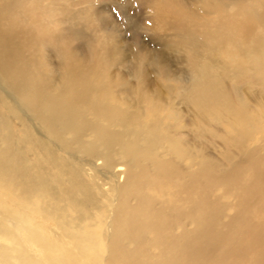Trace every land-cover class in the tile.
I'll use <instances>...</instances> for the list:
<instances>
[{
  "label": "bare ground",
  "instance_id": "obj_1",
  "mask_svg": "<svg viewBox=\"0 0 264 264\" xmlns=\"http://www.w3.org/2000/svg\"><path fill=\"white\" fill-rule=\"evenodd\" d=\"M145 2L151 29L171 31L175 51L193 73L198 66L187 81L196 93L190 102L207 104L212 121L234 124L228 143L237 158L217 163L173 138V124L142 123L98 81L102 55L90 44L85 66L73 48L53 45L55 86L37 53L60 36L50 5L0 0V264H264V0H201L195 23L180 12L184 2ZM228 54L236 65L221 64ZM152 65L168 71L158 58ZM146 74L135 72L140 94L150 87ZM171 81H161L169 92ZM241 84L262 93L255 107ZM251 128L262 138L249 148ZM215 185L234 202L214 196Z\"/></svg>",
  "mask_w": 264,
  "mask_h": 264
},
{
  "label": "rangeland",
  "instance_id": "obj_2",
  "mask_svg": "<svg viewBox=\"0 0 264 264\" xmlns=\"http://www.w3.org/2000/svg\"><path fill=\"white\" fill-rule=\"evenodd\" d=\"M171 1L184 2L186 4V10L180 12L185 14L188 13L190 15L189 21L193 23L196 22V19L198 20L196 17V8L200 5L201 0ZM42 2L43 4L50 5L52 11V13H50L53 15V20L54 17L56 19L53 22L52 31L60 34L58 38L53 37L52 39L49 38L48 40H43V44L39 47L41 50H37L38 55L43 58L45 66L47 67L45 71H47L48 77L53 80L52 83L55 86L59 85L60 56L58 52H56V46L53 47V45L56 43V45L59 44L58 47H66L69 49L73 48V51L76 53L75 57L81 61V65L85 66L89 63V60L87 57L84 59L82 54L88 52L90 44L91 47L102 55H99L101 57H98V61H100L98 62L99 65L102 64L98 68L97 72L99 73L97 79L100 78L98 81L102 79L104 80L105 78L104 82H107V85L112 87L110 88L111 91L108 93L113 96V98H119L121 100L119 103L123 106V108L135 113V115L137 114L142 123L158 119V121L161 120L163 124H173L174 127L176 126L175 128H170V135L173 138H181L185 141V144L191 148L192 152L199 153L200 156H203L204 158H207L209 155V159L217 163H223V160H226V156H229L231 159L237 158V149L232 144L230 145V143H228V135H230V137L235 135V131L233 130L234 124L228 117L225 116V113L223 116L226 118L224 117L219 121H212L207 113L208 108L203 109V107H206L207 104L200 105L197 108L190 102L191 100H189V97L193 98L196 93H192L194 89L192 81L188 83L187 81H189L192 77L191 74H194L195 78L198 76V66H196V72L193 73L187 59H185L181 53L175 51V41L173 45L172 37L168 34V32L171 33V31H165L164 28L160 27V25L157 26L156 30L151 29V25L148 20V17L153 15L150 9V3L145 2V0H42ZM147 4L149 5L147 6ZM96 11H98L100 16H97L98 14ZM101 14L104 17L107 16V22L105 23L107 24V27L106 25H102L100 23ZM197 16L199 17V15ZM104 30H107V33L109 32L112 35L113 41L116 45L115 47L111 45L110 48L111 39L109 37H107V40H104L105 34L102 33ZM67 37H70L71 40ZM64 38L68 44L64 43L66 42ZM61 40L64 41L62 42ZM105 41L109 43L107 44V52L101 48ZM172 46H174V48ZM90 52L92 53V51ZM147 52L148 57L146 58L145 53ZM155 58H158L160 60V65H163L168 69V71L162 73L159 71L158 66L152 65V61ZM219 60L223 66L236 65V61L230 54L220 56ZM100 68L101 71H99ZM138 68L147 73L146 85L148 84L147 86H150L147 89H144L142 94H140L141 92L139 90L142 89L138 88L140 85H138V79L135 76V72L139 71ZM101 72H103L104 77ZM222 79H225V82L233 80L228 79L227 76H224ZM168 80H172L171 83H173V90L170 92L164 87L165 84H169V82H167ZM194 80L195 79H193V81ZM161 81L166 82L163 84ZM181 85L183 87L182 89L180 88ZM184 86H186V88ZM239 90L245 98H248L251 101V105L254 107L262 100V96H260L262 93H260L259 90L253 92L251 89H247L244 84H241ZM138 93L140 95H138ZM183 93L187 94L185 95ZM136 99H140L143 103H140L139 100L136 101ZM124 101L129 105L124 103ZM131 102L134 103V108L131 107ZM193 106L195 108H193ZM201 106L203 107L201 108ZM199 108H201V110ZM158 110H160V113ZM198 110L201 112V116L199 112H196ZM169 111L171 112L170 114L168 113ZM174 111L176 113H173ZM176 114L178 116H176ZM169 117H171V120H169ZM201 117H203L202 120L204 122L201 120ZM193 120H201L200 122L206 123L200 126L201 128L198 126L197 128L195 125L190 123ZM194 128H197L198 131ZM250 132L251 137L248 142V147L252 148L255 144L261 142L262 132H258L254 128H251ZM225 141L227 142L226 144H229L230 146H227ZM163 156H166V154ZM188 161L189 159L186 157L184 164L188 165ZM221 193L222 188L215 185L213 190L214 196L220 195L221 200L226 203L234 202L233 196L221 195ZM233 210L234 209L231 205L227 207L224 212V220L229 219V216L233 214ZM254 216L256 219L263 217V215L257 210H254Z\"/></svg>",
  "mask_w": 264,
  "mask_h": 264
}]
</instances>
